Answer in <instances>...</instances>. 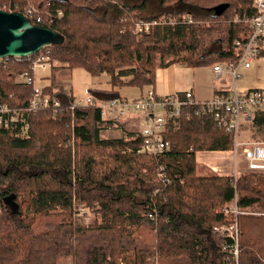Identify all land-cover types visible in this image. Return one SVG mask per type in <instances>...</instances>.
<instances>
[{"label":"trees","instance_id":"1","mask_svg":"<svg viewBox=\"0 0 264 264\" xmlns=\"http://www.w3.org/2000/svg\"><path fill=\"white\" fill-rule=\"evenodd\" d=\"M130 1L0 0L9 12L34 6L53 20L37 25L65 37L48 47L52 79L43 88L61 100L62 112H31L28 137L16 135L20 123L0 128V264H236L229 248L223 251L235 242L216 231L233 224L224 209L235 200L244 212L237 217L241 264H264V216L248 213L264 211V175L244 173L235 185L233 177L200 169L198 152L234 149L233 135L211 115L184 108L167 135L172 148L152 158L138 153L144 138L132 118L104 119L95 104L72 109L73 92L55 81L59 70L107 75L110 88L90 93L108 101L122 98L126 86L155 89L157 70L172 64H235L254 0H160L153 15L145 14L146 2ZM153 21L149 32L136 31L138 22ZM37 56L0 60V104L28 106L33 83H17L15 75L34 76ZM246 124L261 130L264 112ZM107 130L124 135L106 137ZM9 196L17 213L5 202ZM85 209L96 215L90 225L78 221Z\"/></svg>","mask_w":264,"mask_h":264},{"label":"built area","instance_id":"2","mask_svg":"<svg viewBox=\"0 0 264 264\" xmlns=\"http://www.w3.org/2000/svg\"><path fill=\"white\" fill-rule=\"evenodd\" d=\"M5 7L0 2V10L6 11ZM254 7L256 14L244 18V22L251 29L250 34L241 41H237L234 46L238 61L235 64H216L213 67L216 79H220L225 73H229L235 83L241 75V69L250 68L260 58V53L264 50V0H254ZM24 14L31 20L34 19L35 24H41L43 21L46 23L53 21L51 16H48L46 19L43 18L32 6H29ZM157 24L154 21L138 22L136 30L147 32L151 26ZM50 53L51 51L48 47L38 53L32 65L34 76H31L27 72L15 76L17 83H33L34 96L28 106L24 108H10L8 105L0 104V128H7L13 131L20 123L19 131L15 132L16 135L22 138L28 137L30 135L28 117L31 112L49 109L53 110L54 115L62 112L61 100L53 97L52 94L45 93L43 88L36 87L35 85L36 67H44L43 65L48 64L51 68ZM10 58H0V60ZM16 59L21 60L23 57H16ZM67 94L69 95L70 93L67 92ZM69 96L71 97V95ZM93 104L101 109V114L104 119L132 118L133 120L135 119L137 124L140 123L139 132L143 136L144 142L138 150V153L152 158L160 157L172 148L171 140L167 138V135L172 129L175 130L179 127L178 119L182 116L184 108L193 106L196 116L211 115L219 127L224 128L233 135L234 149L232 153L235 158L241 150L248 169L250 171L264 173V142L239 140L243 123H250L257 112H264V89L262 88L252 89L244 93L234 86L230 94H218L213 99L204 102L195 100L191 91L182 94L176 93L160 96L153 88L142 93L139 98L132 100L125 97L108 101L97 100L92 93H87L84 98H74L71 108L74 109L76 107L90 106ZM159 174L162 178H166V175ZM233 178L235 181L238 180L236 172L233 174ZM167 182H169L168 179H165V183ZM235 207L229 205L224 209L225 214L233 216V224L228 227L217 228L216 231L229 236L235 242L233 248L225 247L223 251L229 248L230 253L236 257V264H241L239 259L237 217L240 213L243 214L244 212L239 211L236 203ZM254 214L264 216V211L255 212Z\"/></svg>","mask_w":264,"mask_h":264},{"label":"rangeland","instance_id":"3","mask_svg":"<svg viewBox=\"0 0 264 264\" xmlns=\"http://www.w3.org/2000/svg\"><path fill=\"white\" fill-rule=\"evenodd\" d=\"M138 1H139V3H142V2L147 3L148 7H147V10L145 12V14H147V15H153V14L158 13L162 10V7L160 6V0H149V1L136 0V1H130V2L131 3H137ZM32 7L35 8L34 6H32ZM236 15L232 21L237 19ZM165 20H168V19L162 18V20H160L159 22H165ZM170 23H174V22L171 21ZM136 31L139 33H143V31L142 32H140L138 30H136ZM144 31H146V30H144ZM147 32H149V30H147ZM43 66L44 67L37 66L35 69V85H36V87H39V88H42V86H44L46 84V80L48 81V83H50L51 79H52V76L50 75L51 70H52V69H50V65L45 64ZM47 78H49V79H47ZM108 79L109 78L107 75H103L100 78H94L89 72H87L83 68L75 69L72 71H70V70H59V72L55 75V81L60 83L66 90L68 88L70 91H72L74 97L77 99L86 97L87 93H90L91 90H94V89L95 90H101V89L107 90V89H109L110 85L108 83ZM143 90L147 91L146 88ZM120 92H121L122 97H125V98L132 100L134 97H137L141 94V89L138 87L126 86V87L120 89ZM130 123H132V125L135 124L136 123L135 119L131 120ZM244 126H245V123H243V125L241 126V131H240V136H239L240 141L252 140V141L264 142V127L261 130H256V129H253L252 127H250L251 124H246V126H249L250 129H249V131L245 132ZM252 133L255 134L254 137H256V139L253 137V135H251ZM103 135L106 137L121 138V137H123L124 133L122 130H116V131H112V130L109 131L108 130L105 132L103 131ZM250 135H251V137H250ZM235 161L237 162L236 164H234ZM197 162L199 163L200 169L203 170V172L206 174H216V175H220V176H225V172L230 171L232 173V171H233L232 174H229L226 176L233 177V174L236 172L237 177H238L237 179H239V177L242 174L250 172V170L247 167L245 160L243 159V156L241 154V150L236 155V158H235L234 154L229 157L225 154H218V155L207 154L206 155V154L200 153V154H197ZM208 164L223 166V167H227L228 169L227 168H226L227 170L223 169L226 171L218 174L216 172H213L210 167H207L206 165H208ZM263 175H264V173H263ZM234 183H235V185H237V182L235 181V179H234ZM236 202H237V200L232 202L230 204L231 207H235ZM235 208H232V209H235ZM251 213L254 214L255 212H251ZM225 215L229 216V217L232 216V215H227V214H225ZM77 217H78V221L81 224H86V225H90L96 220V215L93 212H91L89 209H85V212H83L82 210L81 211L79 210L77 212ZM232 220H233V216H232ZM42 224H43V222H42ZM42 224L38 226L40 229H41ZM217 232L220 233L221 235H223V233H221L219 231H217Z\"/></svg>","mask_w":264,"mask_h":264},{"label":"crops","instance_id":"4","mask_svg":"<svg viewBox=\"0 0 264 264\" xmlns=\"http://www.w3.org/2000/svg\"><path fill=\"white\" fill-rule=\"evenodd\" d=\"M213 67L214 66L191 68L183 64H172L167 68H159L156 72L155 90L160 96H167L176 93L182 94L187 91H191L195 100L204 102L213 99V97L219 93L230 94L234 86L239 91L244 93L252 89H264V57H260L256 60L250 68L241 69V75L235 83L233 81V77L229 73H225L223 77L216 79ZM51 74L52 70L50 75ZM50 84L51 82L48 83L46 80V84L42 86V88ZM141 94L133 99L139 98ZM139 124H137V122L135 123V126L138 129L140 126ZM200 153L206 155L225 154L229 157L233 155L232 151L198 152L197 154ZM236 163L237 162L235 161L234 164ZM206 166L210 167L213 172L218 174L228 169L227 167L212 164H208ZM232 173L230 171L225 172V176Z\"/></svg>","mask_w":264,"mask_h":264},{"label":"water","instance_id":"5","mask_svg":"<svg viewBox=\"0 0 264 264\" xmlns=\"http://www.w3.org/2000/svg\"><path fill=\"white\" fill-rule=\"evenodd\" d=\"M65 37L51 27L33 24L21 12L0 10V58L29 57L52 45H62ZM5 202L17 213L15 196Z\"/></svg>","mask_w":264,"mask_h":264}]
</instances>
